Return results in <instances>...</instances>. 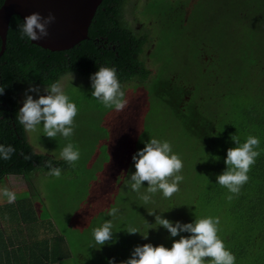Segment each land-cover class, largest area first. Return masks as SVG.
<instances>
[{
	"label": "rangeland",
	"instance_id": "obj_1",
	"mask_svg": "<svg viewBox=\"0 0 264 264\" xmlns=\"http://www.w3.org/2000/svg\"><path fill=\"white\" fill-rule=\"evenodd\" d=\"M135 1L126 0L124 14L129 22L134 17L149 33L150 53L145 63L150 74L143 86L147 110L140 121L133 155L152 138L168 141L172 152L183 161L180 174L184 179L171 198L157 192L144 203L140 196L146 193L147 182L139 192L130 187V175L135 172L132 161L115 190L103 197L106 180L98 173L105 162L101 125L110 109L91 96L89 80L72 73L70 81L68 73L62 75L58 81L62 80L65 93L78 108L73 135L65 139L58 134L50 139L43 135L42 125L25 134L35 152L56 159H62L61 150L72 143L80 152L79 160L74 167L61 169L59 178L39 168L32 171L27 178L31 191L21 175L8 174L0 179V188L15 191L17 199L30 201L29 195L33 196L27 206L31 208L30 215L35 216V224L44 227L39 228L40 233L50 228L64 236L70 256L59 264H109V260L121 264L131 257L136 246L151 243L170 248L180 236L171 237L167 229L157 226L150 212L182 224L198 218H219V231L229 227L224 209L216 214L201 200L200 189L206 166L217 152L222 123L239 106L264 102V0H190L186 15L181 9L185 0H137L131 9ZM165 80L187 89L183 120L156 92ZM129 85L123 89L125 98L136 92ZM30 86L40 90L27 93L34 99L46 94L45 86H24L18 93L19 108ZM189 113L200 119L198 127L202 122L206 124L210 136L207 132L201 136L192 132ZM4 203H8L6 198L0 196V206ZM113 207L118 212L110 217L108 211ZM15 214L9 217L16 219L17 211ZM105 220L113 224V240L99 246L93 229ZM129 228H136L138 233H127Z\"/></svg>",
	"mask_w": 264,
	"mask_h": 264
},
{
	"label": "trees",
	"instance_id": "obj_2",
	"mask_svg": "<svg viewBox=\"0 0 264 264\" xmlns=\"http://www.w3.org/2000/svg\"><path fill=\"white\" fill-rule=\"evenodd\" d=\"M2 1L0 0V5ZM125 2L126 0H101L90 19L86 37L62 50H49L27 38L20 39L19 26L23 21L16 14L10 16L0 53V86L4 88L3 94H0V145H11L15 152L10 159L0 158V179L8 174L21 175L31 191L27 178L32 171L38 168L49 171L46 162L62 170L69 166L63 159L35 152L27 141L25 130L16 118L20 89L28 85L47 87L69 72L91 82L90 76L99 67H114L122 89L131 84L128 87L136 90L125 98L128 101L126 108L120 112L110 109L101 125L105 137L101 144L105 162L98 173L100 178L106 180V189H102L103 197L109 194V190H115L124 178L132 162L141 118L147 110V93L143 86L150 74L145 63V57L150 53L147 52L150 47L149 33L134 17L132 22L126 19ZM136 2L137 0L131 3V9ZM190 4V0H185L181 7L182 14L189 12ZM160 86V91H156L159 97L165 100L181 120L186 118L182 107L187 104V89L173 85L170 80L159 83L158 88ZM190 107L195 108V105ZM189 118L192 119L189 127L193 133L201 136L209 131L204 122L200 127L197 126L200 119L196 116L189 113ZM234 135L239 137L241 143L249 135L260 140L257 149L260 155L248 172V182L238 195L216 183V176L226 169L224 160L227 149L235 147L231 139ZM218 138L217 152L210 158L205 169L206 177L200 189L201 200L213 207L216 214L224 209L229 227L218 233L226 248L235 255V264H264V102L239 106L222 123ZM25 156L30 159H25ZM100 185L102 187L103 183ZM229 195L233 196L231 201L227 199ZM30 198L33 200L31 194ZM31 200L16 199L14 203L1 205L3 222L0 227L5 223H18L20 219L37 233L39 228L35 225V216H31V208L27 206ZM15 211L17 218H10L9 215H16ZM39 234L42 237H38L40 241H47L48 264L70 256L62 234L53 233L50 228L42 233L39 231ZM4 240L0 228V250L6 248Z\"/></svg>",
	"mask_w": 264,
	"mask_h": 264
},
{
	"label": "clouds",
	"instance_id": "obj_3",
	"mask_svg": "<svg viewBox=\"0 0 264 264\" xmlns=\"http://www.w3.org/2000/svg\"><path fill=\"white\" fill-rule=\"evenodd\" d=\"M55 22V16L49 13L46 17L38 12H33L23 18L19 26L20 39L27 38L30 41H39L49 35L48 25ZM70 81L73 80L71 72L68 73ZM91 96L97 99L105 108H114L117 112L123 111L128 101L125 92L118 79L114 67H99L98 71L90 76ZM4 88L0 86V94ZM38 87L30 86L26 90L23 106L19 108L17 119L26 132H35L42 125L43 135L55 139L61 135L65 139L73 135L74 120L78 114V108L71 102L64 91V84L56 81L44 88L45 95H38L34 99L28 92L39 93ZM235 147L227 149L224 163L226 169L216 176V183L225 187L228 192L238 195L241 188L249 180L248 172L260 155L257 150L260 140L256 136L249 135L245 142L241 143L239 137L232 136ZM15 152L11 145H0V158L10 159ZM60 157L69 165L75 166L80 158L78 148L68 143L60 152ZM25 159L30 157L25 156ZM216 159H219L218 157ZM135 172L130 175V187L139 192L143 183L147 182L146 193L140 196L144 203L152 199V195L162 192L164 198H171L179 189V184L184 177L180 174L183 169V161L178 154L172 152V146L168 141L152 138L144 143V147L133 156ZM49 168L48 175L59 178L61 169L46 162ZM0 196L6 198L8 203H14L17 199L15 191L8 187L0 188ZM229 201L232 195L227 197ZM118 209L113 207L108 211V216H115ZM155 224L167 229L171 237L180 236L173 240L170 248L164 245L153 246L151 243L136 246L131 257L121 264H235V255L226 248L223 240L218 236L219 218L205 217L194 219L191 223H173L162 218L155 212ZM113 224L111 220H105L102 226L93 229V237L99 246L113 240ZM127 233L136 234V228H129ZM180 233H189L182 236ZM147 239V232L142 235ZM109 264H113L109 260Z\"/></svg>",
	"mask_w": 264,
	"mask_h": 264
},
{
	"label": "water",
	"instance_id": "obj_4",
	"mask_svg": "<svg viewBox=\"0 0 264 264\" xmlns=\"http://www.w3.org/2000/svg\"><path fill=\"white\" fill-rule=\"evenodd\" d=\"M101 0H3L0 5V53L2 52L7 24L12 14L22 21L26 15L49 13L55 22L48 25L49 35L32 43L49 49L62 50L86 37V31L96 6Z\"/></svg>",
	"mask_w": 264,
	"mask_h": 264
},
{
	"label": "crops",
	"instance_id": "obj_5",
	"mask_svg": "<svg viewBox=\"0 0 264 264\" xmlns=\"http://www.w3.org/2000/svg\"><path fill=\"white\" fill-rule=\"evenodd\" d=\"M19 222L5 223L0 227L6 244V248L0 250V264H48L47 241H40L39 231L30 230L20 219ZM38 228L43 227L40 224Z\"/></svg>",
	"mask_w": 264,
	"mask_h": 264
}]
</instances>
